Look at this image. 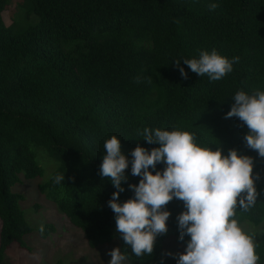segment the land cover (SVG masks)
<instances>
[{"label":"trees","instance_id":"obj_1","mask_svg":"<svg viewBox=\"0 0 264 264\" xmlns=\"http://www.w3.org/2000/svg\"><path fill=\"white\" fill-rule=\"evenodd\" d=\"M211 3L219 7L210 10ZM9 4L0 0V264L12 243L30 250L23 238L33 227L20 207L23 195L11 187L20 173L42 175L35 147L57 162L38 191L82 231L89 248L117 237L127 264H171L161 242L190 240L179 239L184 202L174 198L166 205L168 232L157 237L152 255L137 258L113 232L108 202L118 190L99 175L104 143L113 135L129 161L137 146L149 152L160 147L137 134L144 128L187 131L202 148L253 158L259 196L248 212L237 206L233 218L264 221V158L246 146V124L225 118L238 91H264V0H21L6 24L2 12ZM212 50L239 58L219 81L183 63ZM165 168L159 163L156 171ZM57 174L65 175L60 185ZM125 174L121 204L134 198L129 185L142 179L132 175L131 163ZM44 229L43 237L54 228ZM253 240L257 264H264V233Z\"/></svg>","mask_w":264,"mask_h":264},{"label":"clouds","instance_id":"obj_2","mask_svg":"<svg viewBox=\"0 0 264 264\" xmlns=\"http://www.w3.org/2000/svg\"><path fill=\"white\" fill-rule=\"evenodd\" d=\"M217 7L216 3L209 4L210 10ZM238 60V57L230 60L212 50L200 51L198 59H184L183 63L192 72L206 74L210 81H219L233 71V64ZM180 63L181 60H175L182 77L187 79L188 74ZM135 82L139 83L140 78L136 77ZM233 100L235 103L225 118L237 117L246 124L249 129L244 137L246 146L264 158V91L254 89L248 94L241 90ZM137 134L160 147L149 152L137 146L129 161L122 152L120 139L113 135L104 143L106 154L99 171L118 190L108 206L115 213L117 231L135 256L153 254L157 237L168 232L171 213L166 205L177 198L186 208L177 217L179 239L184 241L185 236L190 237L185 253L178 254V264H257L259 256L253 237L233 218L237 215V206L248 212L257 202L256 181L260 176L253 175V158L241 156L237 150H229L224 155L222 149L202 148L195 142V135L187 131L144 128ZM129 163L132 175L142 179L138 186L129 185L134 198L121 204L118 201L125 191L122 184L128 181L125 170ZM159 163L166 164L162 172L156 171ZM63 181L64 174L55 175V184ZM39 231L44 233L43 225ZM107 254L111 256L109 264H124L127 259L119 247Z\"/></svg>","mask_w":264,"mask_h":264},{"label":"rangeland","instance_id":"obj_3","mask_svg":"<svg viewBox=\"0 0 264 264\" xmlns=\"http://www.w3.org/2000/svg\"><path fill=\"white\" fill-rule=\"evenodd\" d=\"M18 1L21 0H10L8 10L2 12L6 24L13 22L15 4ZM34 152L37 163L43 169L42 175L25 178L23 173H20L19 181L11 187L14 192L23 195L20 207L24 211L27 221L33 227V231L23 238L30 250L21 249L12 243L5 252L1 264H52L57 259H61L64 264H109L111 256L107 253L119 247L117 237L98 248L88 247L82 231L74 227L58 211L54 202L48 200L44 194L38 191V184L51 176L57 167V162L41 147H35ZM48 224L52 225L54 229L43 237L39 233V229L41 225L44 227ZM239 225L253 239H257L264 233V221L257 225L244 221ZM113 232L114 234L118 233L116 228ZM161 245L171 264H178V254L185 253L187 247V243H177L172 237L164 238ZM168 253L172 255H168ZM124 264L127 262L125 261Z\"/></svg>","mask_w":264,"mask_h":264}]
</instances>
